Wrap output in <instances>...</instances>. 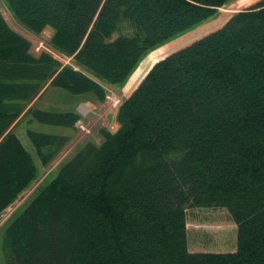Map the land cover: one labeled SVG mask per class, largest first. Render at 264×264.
I'll return each mask as SVG.
<instances>
[{
	"label": "trees",
	"instance_id": "obj_1",
	"mask_svg": "<svg viewBox=\"0 0 264 264\" xmlns=\"http://www.w3.org/2000/svg\"><path fill=\"white\" fill-rule=\"evenodd\" d=\"M232 1L4 0L26 30L50 28V46L75 66L34 57L0 12V215L37 175L16 121L74 130L81 120L27 110L43 89L102 102V84L124 85ZM172 46L131 77L117 132L80 148L5 226L0 264H264V0L161 60ZM26 136L43 167L69 142ZM192 209L227 210L235 249L191 251Z\"/></svg>",
	"mask_w": 264,
	"mask_h": 264
},
{
	"label": "rangeland",
	"instance_id": "obj_2",
	"mask_svg": "<svg viewBox=\"0 0 264 264\" xmlns=\"http://www.w3.org/2000/svg\"><path fill=\"white\" fill-rule=\"evenodd\" d=\"M241 1H243V5L239 6ZM260 1L262 0H234L230 2L225 7L221 8L218 11L216 17L213 19L185 33L184 35L167 43L159 49L152 51L144 59L148 58L151 54L157 52L158 50L164 49L170 45H173L172 47L181 46V48L174 53L185 49L192 44L204 39L205 37L217 32L223 28L234 15L241 11L252 8ZM0 12L2 13L9 27L30 42L31 54L34 57L38 58L42 55L40 52L36 51V47L39 43L43 42L48 48L51 47L48 46L50 45L49 41L52 37V33L49 30H45L41 34H34L26 30L15 20L13 15L8 10L4 0H0ZM54 50H52L54 52V56L48 53L43 54L48 55L53 59L60 60L62 62V66H75L72 58L64 57L58 51ZM172 50V48L169 49V51H167L164 55L168 56L169 54H172ZM144 59L142 61H144ZM164 59L165 57H163L161 60ZM140 64L134 73L138 70ZM131 77L124 85L119 87L102 84L100 82L105 89V99L102 102H93L89 100L72 98L69 97L65 92L50 88L48 86L45 90L43 89V94L41 93L40 97L36 98L28 105L27 110L36 108L42 111H74L78 113L80 115L81 122L78 127L75 126L74 130L53 128L34 122L28 123L26 119L23 121L21 117V120L19 119L16 121L15 125H13L12 129L22 140L24 146L30 152L34 160V164L37 169V175L33 183L24 192H22L14 202V207L12 212L9 214V217L7 219H5V217L0 218V252H2L1 244L5 226L10 221H12L14 217L21 213L35 198V196L43 188H45L47 183L57 175L61 166L70 160L79 151V149L87 143H92L98 146L101 145L103 142L101 131L103 129H108L112 133L117 132L119 128L117 121L118 110L121 104L130 97V95L125 93V89L127 88ZM108 95H113L119 100V104L116 108L109 107ZM84 127L86 128V131H84ZM28 130L51 133L55 135H65L69 137V142L57 153L55 159L50 162V164L43 167L26 136V132ZM225 211L227 212V210L213 211L210 209H192L187 211V229L189 232L191 251L227 253L235 249L237 234L236 227L230 220L227 214L228 212L226 213Z\"/></svg>",
	"mask_w": 264,
	"mask_h": 264
},
{
	"label": "built area",
	"instance_id": "obj_3",
	"mask_svg": "<svg viewBox=\"0 0 264 264\" xmlns=\"http://www.w3.org/2000/svg\"><path fill=\"white\" fill-rule=\"evenodd\" d=\"M49 47H50V45H48ZM37 49H36V51L37 52H40L41 54H43V53H48V54H50V55H52V56H54V52L52 51V50H54L53 48H48L46 45H45V43H43V42H41V43H39L38 44V46L36 47ZM54 51H56V50H54ZM40 54V55H41ZM61 54V53H60ZM61 55H63V54H61ZM64 56V55H63ZM64 57H66V56H64ZM54 60H56V59H54ZM56 61H58V62H60V63H62L60 60H56ZM108 100H109V107L111 108H116L117 107V105L119 104V100L115 97V96H113V95H108ZM80 122H81V120L80 121H78V123L76 124V126L78 127L79 126V124H80ZM83 127V126H82ZM84 131H86V128L84 127ZM13 207H14V204H12L9 208H7L1 215H0V218L1 217H5V219H7L8 217H9V214L12 212V209H13Z\"/></svg>",
	"mask_w": 264,
	"mask_h": 264
},
{
	"label": "water",
	"instance_id": "obj_4",
	"mask_svg": "<svg viewBox=\"0 0 264 264\" xmlns=\"http://www.w3.org/2000/svg\"><path fill=\"white\" fill-rule=\"evenodd\" d=\"M173 54H175V53L169 54L168 56H171V55H173ZM168 56H165V58H167ZM146 59H147V58H146ZM146 59H144V61H145ZM144 61H142V63L140 64V66H139L138 69L141 68V66L143 65ZM159 61H160V60H159ZM159 61H157L156 63H154V64H152L151 66H149V68L147 69L146 73L144 74L143 78L141 79V81L139 82L138 85H140V84L142 83V81L145 79V77L149 74V72L153 69V67H154Z\"/></svg>",
	"mask_w": 264,
	"mask_h": 264
},
{
	"label": "crops",
	"instance_id": "obj_5",
	"mask_svg": "<svg viewBox=\"0 0 264 264\" xmlns=\"http://www.w3.org/2000/svg\"><path fill=\"white\" fill-rule=\"evenodd\" d=\"M45 30H49V31L53 34V31H52L50 28H47V29H45ZM45 30H44V31H45Z\"/></svg>",
	"mask_w": 264,
	"mask_h": 264
}]
</instances>
